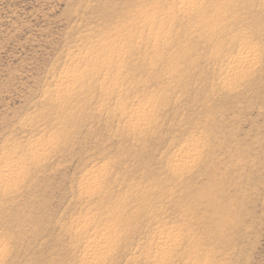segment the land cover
Returning a JSON list of instances; mask_svg holds the SVG:
<instances>
[{
	"label": "rangeland",
	"instance_id": "rangeland-1",
	"mask_svg": "<svg viewBox=\"0 0 264 264\" xmlns=\"http://www.w3.org/2000/svg\"><path fill=\"white\" fill-rule=\"evenodd\" d=\"M132 1L0 0V159L29 141L56 136L54 148L29 166L18 191L7 198L0 192L2 264H79L72 223L86 208L106 205L105 193L111 200L127 197L129 210L136 211L143 192L169 197L160 203V224L152 228L181 230L168 264H193L187 259L195 255L201 256L195 264H264V54L250 78L227 92L209 49L181 38L194 47L187 62L157 64L158 83H148L145 73L137 80L119 76L127 91L121 114L110 91L101 96L92 89L61 103L46 100L78 52L114 34L111 28L136 7ZM241 1L238 12L258 19L259 0ZM135 82L139 93L130 91ZM147 91L155 92L157 103L147 125L134 130L126 117L148 101ZM197 143L207 150L205 158L169 174L171 156ZM102 167L99 193L85 207L80 185L88 171L97 174ZM136 220L123 249L101 256L105 264H134L133 256L144 264L136 244L147 248L154 239L147 218Z\"/></svg>",
	"mask_w": 264,
	"mask_h": 264
},
{
	"label": "bare ground",
	"instance_id": "bare-ground-1",
	"mask_svg": "<svg viewBox=\"0 0 264 264\" xmlns=\"http://www.w3.org/2000/svg\"><path fill=\"white\" fill-rule=\"evenodd\" d=\"M132 2L133 5L136 3V7L130 10L126 5L130 11L127 13L124 11L126 15L121 21L122 26L112 27L114 34L111 37H97L91 41L87 51L78 52L70 67L62 71L53 96H48L46 100L61 103L67 98L71 97V100L79 94L90 93L92 89L97 90L101 96H106V92L110 91L108 95L116 98L114 111L121 114L126 105L119 102L126 97L127 91L119 76L125 73L126 78L128 76L129 79L132 77L136 79V75L145 73L149 74L148 83L154 81L158 83L157 64L166 63L169 66L173 63L185 64L194 47L185 45L183 41L192 39H196L198 45L203 44L201 46L205 51L208 52L209 49L210 57H214L212 61L219 70L217 76L220 87L231 92L239 87L243 80L245 82L250 78L264 54L260 48L264 47V0L257 2L259 16L254 20L238 12L243 6H239L241 0H144L142 3L140 0L138 2L133 0ZM243 11L242 9L241 12ZM255 41L258 43H253ZM137 85L135 82L130 91L139 93ZM140 92L142 93L141 90ZM145 93L150 97L148 101L136 105L126 117V122L134 130L147 125L146 122L152 116L157 103L152 96L155 92ZM103 107L104 105L101 106ZM52 139L55 140L56 136L52 135L50 140L35 139L29 141L26 146L15 148L3 155L0 159V192L6 198L18 191L22 184L21 178L27 176L29 166L38 165L46 159L49 151L56 144ZM206 142L203 141V146H206ZM194 144L178 150L171 156V165H168L166 171L173 177L176 174L172 172L185 170L208 154L207 150L205 154L198 147V143ZM102 170L104 167L98 169L97 174L92 170L88 171L86 179L80 185L78 197L82 201H88L85 207H89L93 196L97 197L99 193L95 190L101 185ZM158 184L163 185L160 181L155 182V185ZM105 195L104 198H108L106 205L104 202L103 204L99 202L98 207L86 208L85 214L72 223L73 232L69 230L72 233L70 239L72 244L78 243V249L81 246L79 264H105L101 256L106 258L111 252L123 249L122 240L127 239L130 228H137V216L147 218L148 226L151 227L149 233L154 241L152 244L149 243L147 248H139L141 244L137 243L135 251H139L138 255L144 260V264H168L169 258L179 248V240L183 237L178 239L181 230L160 229L165 225L152 227L160 224L158 214L160 215V210L164 207L160 203L165 202L169 197L161 195L159 198H153V192H143L142 203L136 206V211H131L128 207L131 201L127 200V197L125 200L124 198L111 200L108 194ZM156 201H160V205ZM156 203L162 207L159 208ZM221 209L216 211L220 212ZM95 222L102 224L94 225ZM91 231L92 236L89 235ZM5 248L6 245L0 243V264L4 260ZM199 257L201 256L188 257L187 261L195 264ZM136 258L139 259L138 256H133L131 260L134 264H138Z\"/></svg>",
	"mask_w": 264,
	"mask_h": 264
}]
</instances>
